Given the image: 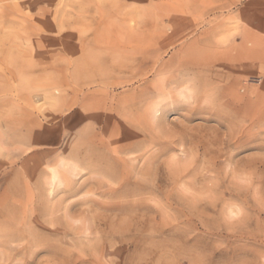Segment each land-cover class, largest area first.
Listing matches in <instances>:
<instances>
[{"label": "rangeland", "instance_id": "obj_1", "mask_svg": "<svg viewBox=\"0 0 264 264\" xmlns=\"http://www.w3.org/2000/svg\"><path fill=\"white\" fill-rule=\"evenodd\" d=\"M0 264H264V0H0Z\"/></svg>", "mask_w": 264, "mask_h": 264}]
</instances>
